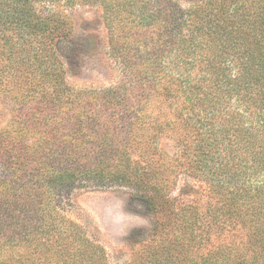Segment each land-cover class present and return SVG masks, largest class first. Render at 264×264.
Masks as SVG:
<instances>
[{
  "label": "trees",
  "instance_id": "1",
  "mask_svg": "<svg viewBox=\"0 0 264 264\" xmlns=\"http://www.w3.org/2000/svg\"><path fill=\"white\" fill-rule=\"evenodd\" d=\"M187 1L0 0V56L18 70L3 90L17 105L0 130V264H109L67 209L111 188L155 215L127 264H264V0ZM81 4L103 10L115 83L68 82ZM175 127L181 167L158 146ZM182 168L213 188L205 211L173 203Z\"/></svg>",
  "mask_w": 264,
  "mask_h": 264
},
{
  "label": "rangeland",
  "instance_id": "2",
  "mask_svg": "<svg viewBox=\"0 0 264 264\" xmlns=\"http://www.w3.org/2000/svg\"><path fill=\"white\" fill-rule=\"evenodd\" d=\"M179 1L183 5L190 4L187 0ZM68 11L74 22L73 48L69 51L71 56L67 57L68 82L74 87L83 88L119 81L123 71L120 60L111 50L110 34L102 8L96 4H81ZM7 61V58L0 56V78L3 80V85H0V130L9 125L12 110L17 105L3 91L6 88V74H13V71L14 77H18L16 69L8 73L4 71L7 70ZM181 138V131L175 127L164 132L158 143L159 150L180 167L183 158V147L179 143ZM231 158L226 157V160ZM180 170L175 172L177 183L171 193L173 203L197 205L205 211L214 193L213 188L203 176L189 173L184 168V171ZM67 211L71 218L82 225L87 235L105 247L109 264H127L132 261L139 249L136 241L138 238H148L155 219L154 212L141 200L132 198L131 190L127 188L77 191ZM229 234L226 230L220 236L230 240Z\"/></svg>",
  "mask_w": 264,
  "mask_h": 264
}]
</instances>
